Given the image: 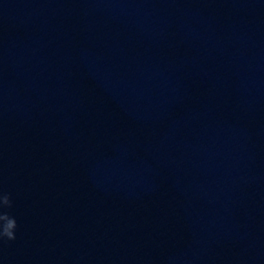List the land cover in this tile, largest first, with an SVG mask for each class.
Masks as SVG:
<instances>
[{
    "label": "water",
    "instance_id": "water-1",
    "mask_svg": "<svg viewBox=\"0 0 264 264\" xmlns=\"http://www.w3.org/2000/svg\"><path fill=\"white\" fill-rule=\"evenodd\" d=\"M0 195V264H264V0H0Z\"/></svg>",
    "mask_w": 264,
    "mask_h": 264
},
{
    "label": "clouds",
    "instance_id": "clouds-1",
    "mask_svg": "<svg viewBox=\"0 0 264 264\" xmlns=\"http://www.w3.org/2000/svg\"><path fill=\"white\" fill-rule=\"evenodd\" d=\"M3 196V203L0 204V242L4 240H14L15 229L17 228V222L14 217H12L7 211H4L6 208H11V201L8 195Z\"/></svg>",
    "mask_w": 264,
    "mask_h": 264
}]
</instances>
